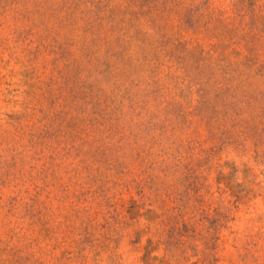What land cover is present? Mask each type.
I'll use <instances>...</instances> for the list:
<instances>
[{
    "label": "rangeland",
    "instance_id": "1",
    "mask_svg": "<svg viewBox=\"0 0 264 264\" xmlns=\"http://www.w3.org/2000/svg\"><path fill=\"white\" fill-rule=\"evenodd\" d=\"M0 264H264V0H0Z\"/></svg>",
    "mask_w": 264,
    "mask_h": 264
}]
</instances>
